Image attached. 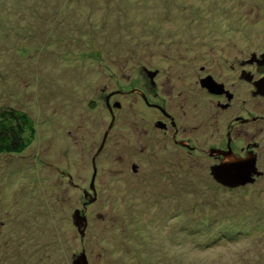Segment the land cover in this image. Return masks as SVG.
<instances>
[{
	"label": "rangeland",
	"instance_id": "1",
	"mask_svg": "<svg viewBox=\"0 0 264 264\" xmlns=\"http://www.w3.org/2000/svg\"><path fill=\"white\" fill-rule=\"evenodd\" d=\"M263 54L264 0H0V109L35 129L0 153V264H264V136L232 134L254 181L212 174Z\"/></svg>",
	"mask_w": 264,
	"mask_h": 264
},
{
	"label": "flooded vegetation",
	"instance_id": "2",
	"mask_svg": "<svg viewBox=\"0 0 264 264\" xmlns=\"http://www.w3.org/2000/svg\"><path fill=\"white\" fill-rule=\"evenodd\" d=\"M257 65L260 69V75L259 76L255 77L256 75L254 76V74H247L245 72H242V76L245 77L246 82L248 83L249 86L253 85L252 89H250V92L255 96H260L261 98L262 97L264 98V54L262 55L260 60H257ZM208 76H211V75L208 74ZM202 79L203 78H201V80ZM201 80H200V82H201ZM229 91L232 92L231 89ZM220 97H224L226 100H228L227 105H224V103H222L220 101V99H218L219 106L225 108V107H231L232 106L231 101H233L232 99H235L237 96H236L235 92L234 93L232 92V95H229L228 93H226V94H222ZM243 102H244L243 105H248V106H245L246 110H251V109L256 108L255 105H254V107H251L252 102L249 100L244 99ZM262 106H263V104L261 103L260 107H262ZM167 117L170 118V121L173 122V124L175 125V127L173 129V131H175V132L172 134V136H173V139L175 140V142H177L180 133H179V127L177 126V123H176V119H177L176 115L169 112L167 114ZM259 120H264V112H262L261 114L255 113L254 115L253 114L251 115L249 113L247 115H244V113L243 114L239 113L238 115H236L228 126L229 131H228L227 149L229 152H226V156H225V153L223 151H221L220 149L219 150L217 149V151L213 150V153H215V154L222 153V155H224L225 157L228 158V160L226 161L228 163L240 162L241 164H245V163H247L248 159H251V160L254 159L257 170L260 171L261 167L259 165V162H260V160H262V158H261L262 155L260 154L261 155L260 156L258 153L255 152V151H257L256 148H251L248 145L243 144V142H239L237 140H234L233 139L234 137L232 136L233 133H235L236 131L239 132V130L241 128H244L246 126L250 127L251 131L253 133L255 132L258 135L262 134V136H264V129L262 127H258L256 129L254 127H252V124L258 122ZM162 124L165 128L168 126L166 123H162ZM246 131H247V128H246ZM182 143H184V142L182 141ZM235 143H236V145H235ZM238 143H241V144H238ZM221 148H223V147H221ZM201 150L205 152L204 148H202ZM235 153L238 154L237 155L238 157L235 156ZM243 154H245L246 156H243ZM247 156H249V157H247ZM215 158L218 159V158H220V156H216ZM220 160H221V158H220ZM246 185H248V184H246Z\"/></svg>",
	"mask_w": 264,
	"mask_h": 264
},
{
	"label": "trees",
	"instance_id": "3",
	"mask_svg": "<svg viewBox=\"0 0 264 264\" xmlns=\"http://www.w3.org/2000/svg\"><path fill=\"white\" fill-rule=\"evenodd\" d=\"M32 119L22 111L0 109V153H21L34 139Z\"/></svg>",
	"mask_w": 264,
	"mask_h": 264
},
{
	"label": "water",
	"instance_id": "4",
	"mask_svg": "<svg viewBox=\"0 0 264 264\" xmlns=\"http://www.w3.org/2000/svg\"><path fill=\"white\" fill-rule=\"evenodd\" d=\"M154 74L151 75V79ZM201 85L207 88L211 92H219L218 87L221 88L223 85H218L214 81L212 76H208L201 80ZM163 125V124H162ZM213 153V151H212ZM252 165L249 169V165L246 168L244 164L240 162L235 163H222L220 166L212 168V174L217 178V180L221 181L224 184L231 186L244 185L247 183H251L254 181V174H260L258 172L257 167L255 165V160H252ZM74 264H86V254L83 253L78 257V259L74 260Z\"/></svg>",
	"mask_w": 264,
	"mask_h": 264
}]
</instances>
